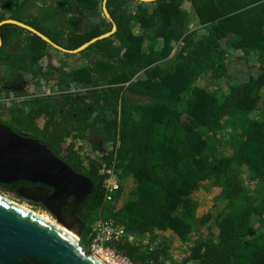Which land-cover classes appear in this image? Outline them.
<instances>
[{
	"label": "trees",
	"instance_id": "1",
	"mask_svg": "<svg viewBox=\"0 0 264 264\" xmlns=\"http://www.w3.org/2000/svg\"><path fill=\"white\" fill-rule=\"evenodd\" d=\"M101 1L0 0V21L74 49L110 30ZM106 8L114 33L76 54L60 51L84 61L68 71L48 60L58 91L0 101V122L92 182L75 211L86 251L93 225L110 220L125 236L104 245L131 264H164L187 243L181 264H264V0H106ZM0 37V91L44 72L54 49L46 41L10 23ZM251 55L255 74L229 73L230 57ZM71 83L87 88L72 92ZM95 133L109 148L94 145L82 159L74 141ZM107 168L119 180L109 201ZM18 182L0 189L15 192Z\"/></svg>",
	"mask_w": 264,
	"mask_h": 264
},
{
	"label": "water",
	"instance_id": "2",
	"mask_svg": "<svg viewBox=\"0 0 264 264\" xmlns=\"http://www.w3.org/2000/svg\"><path fill=\"white\" fill-rule=\"evenodd\" d=\"M101 10L111 22L110 30L74 49L57 45L35 28L15 19H3L0 26L5 23L17 25L36 34L55 49L76 54L116 30V24L107 11L106 0L101 1ZM18 180L49 187L50 194L40 187H22L15 192L32 202L40 203L58 224L76 228L81 236L84 223L74 211L91 193L92 182L64 163L37 139L17 133L0 122V183L8 184ZM70 196L72 202L67 203ZM0 264L103 263L87 252L78 239L71 238L55 224L0 196Z\"/></svg>",
	"mask_w": 264,
	"mask_h": 264
},
{
	"label": "rangeland",
	"instance_id": "3",
	"mask_svg": "<svg viewBox=\"0 0 264 264\" xmlns=\"http://www.w3.org/2000/svg\"><path fill=\"white\" fill-rule=\"evenodd\" d=\"M203 33V29L200 31ZM50 45V44H49ZM51 46V45H50ZM54 48L53 46H51ZM48 51V56L47 58H43L41 60V64L44 67V72H40L39 74L33 76L31 73H28L27 76L25 77V81L27 85L20 83L19 85H16L17 82L13 80L10 82V86H7V90L5 91L4 89L0 91V101L1 103H4L5 105H13L19 103V101L24 97L28 96V92L30 91V87H33V93L37 95L44 94L46 92H57V80L54 78L52 75L47 72L48 68L45 66V64L48 62V60L55 64L58 67H62L63 71H68L74 67L80 66L84 63V61L80 58L76 57H67L64 56L62 52L58 49H51L47 47ZM249 60H245L244 58L237 59L236 57L232 56L230 57L229 60V73L231 75H237L240 77V79L245 80V78L248 77L249 73L255 74L256 72V67L258 65L257 60L253 59L254 55H251L249 57ZM254 64V66H249ZM23 74V72H21ZM205 81L208 86L212 87V80L211 78L205 77ZM15 83V84H13ZM0 87L2 89V84H0ZM87 87L83 85H79L77 83H71L69 85V90L72 92L76 91H84L86 90ZM31 89V90H32ZM41 122H39L40 124ZM75 147L82 146V149L79 150L80 152V157L82 159H85V153L88 151V149L93 148L94 145H98V149H100L103 152H106L109 148V144L105 143L104 141V134L103 133H95L92 134L88 137V139H83L81 141L75 140L74 141ZM96 152H100L99 150H95ZM126 190L128 191L131 188L132 181L131 179H128L127 181H124ZM0 196L14 202L20 206H23L37 214L39 216L48 218V220L52 223L57 224L56 220L54 217L50 215L48 211H46L44 208H42L40 205H37V203L32 202L31 200H28L24 197H21L20 195L16 194V192H7L3 191L0 189ZM202 209H206L209 207V203H204L202 202ZM58 225V224H57ZM206 233V230H202L201 234ZM200 234V235H201ZM199 237V232L192 235L191 238L195 239ZM78 240L80 241V236L78 237ZM192 242V241H191ZM191 243H187L186 245H174L171 250L169 251L168 256L165 257L164 259V264H181L184 260V258L188 254V245ZM187 264H195V262H189Z\"/></svg>",
	"mask_w": 264,
	"mask_h": 264
},
{
	"label": "built area",
	"instance_id": "4",
	"mask_svg": "<svg viewBox=\"0 0 264 264\" xmlns=\"http://www.w3.org/2000/svg\"><path fill=\"white\" fill-rule=\"evenodd\" d=\"M30 88L32 89L33 87ZM31 89L27 95L38 96L37 94H34L33 89ZM48 93L50 92L44 94ZM104 172L105 177L102 180L104 199L109 201L111 200L112 194L119 188V180L111 168H107ZM124 236L125 233L123 229L113 221H99L93 225L89 233L91 240L87 252L92 254L98 260H101L104 264H131L128 259L116 254L111 248L104 245V242L117 241ZM126 239L131 243L137 242L136 237L133 235H126Z\"/></svg>",
	"mask_w": 264,
	"mask_h": 264
},
{
	"label": "flooded vegetation",
	"instance_id": "5",
	"mask_svg": "<svg viewBox=\"0 0 264 264\" xmlns=\"http://www.w3.org/2000/svg\"><path fill=\"white\" fill-rule=\"evenodd\" d=\"M25 81V80H24ZM22 82L23 84H25V85H27L26 84V82ZM54 92H52V93H48V94H41V95H49V94H53ZM38 96H40V95H38ZM27 97H31V96H27ZM22 187H40V188H43L44 190H46V192L48 193V194H50L51 193V189L49 188V187H47V186H43V185H41V184H39V183H30V182H28V181H23V180H20V182H18V186H17V188H16V190H19L20 188H22ZM70 198H71V200H70ZM72 197L70 196V197H68V199L66 200L67 201V203H71L72 202ZM40 204V203H39ZM82 204V203H81ZM80 204V205H81ZM79 205V206H80ZM78 206V207H79ZM77 207V208H78ZM66 208H67V206H66ZM77 208L75 209V211L77 210ZM75 211H74V214H75ZM76 215V214H75ZM52 216V215H51ZM77 216V215H76ZM53 217V216H52ZM78 217V216H77ZM79 218V217H78Z\"/></svg>",
	"mask_w": 264,
	"mask_h": 264
},
{
	"label": "bare ground",
	"instance_id": "6",
	"mask_svg": "<svg viewBox=\"0 0 264 264\" xmlns=\"http://www.w3.org/2000/svg\"><path fill=\"white\" fill-rule=\"evenodd\" d=\"M44 218V217H43ZM46 220H48V218H44ZM49 221V220H48ZM52 223V222H51ZM55 224V223H53ZM58 224V223H57ZM55 224L62 232H64L65 234H67L68 236H70L71 238L77 240L79 235L77 233L76 228H66L63 225L60 224ZM101 263H103L101 260H99ZM104 264V263H103Z\"/></svg>",
	"mask_w": 264,
	"mask_h": 264
}]
</instances>
